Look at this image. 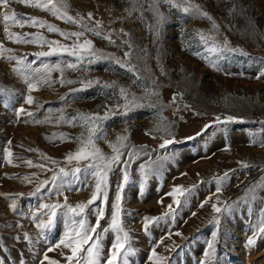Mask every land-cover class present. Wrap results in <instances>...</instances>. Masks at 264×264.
Wrapping results in <instances>:
<instances>
[{"label":"rangeland","instance_id":"obj_1","mask_svg":"<svg viewBox=\"0 0 264 264\" xmlns=\"http://www.w3.org/2000/svg\"><path fill=\"white\" fill-rule=\"evenodd\" d=\"M194 2L202 5L220 26L218 40L222 42L227 37L230 45L241 49L245 55L225 53L224 58L218 60L219 70L211 67L208 62L193 54L204 52L198 37L194 34L209 33L211 23L207 19L185 16L176 9L170 10L165 4H160L159 8L168 19L157 43L152 42V33L148 28V25L155 23L153 14L147 11L149 0H141L143 22L139 19V11L133 12L131 16L125 11L131 6L128 0H58V6L68 16L77 20L83 17L88 27H93L94 22L99 21L103 33H114L112 39L116 40L117 45H120L121 40L131 39L135 50L130 63L138 65L140 69L147 65L151 70V73L141 72V75L150 77L144 83L150 86L151 78L158 81L159 97H152L153 102L158 99L160 105H169L173 93H183L182 99L177 98L180 105L178 112L175 111L176 105L165 107L159 115L160 105L155 109L144 107L130 112L127 116L117 114L104 123L108 141H115L117 134H125L124 129L127 127L130 129L126 133L130 144L143 146L152 154V160L157 156H164L167 152L175 153L174 159L164 163L162 173L159 176H150L142 190L138 169L140 164L148 161V156H141L131 166L132 183H129L123 192L125 212L122 215L123 226L130 232V243L136 250L134 255L128 257L129 264H150L148 256L152 247L157 244L155 248L157 254L167 258L162 264H198L203 258L206 242L211 239L212 231L216 230L215 225L210 222L218 215L211 207L212 203L217 201L220 207L226 205L234 207L230 214L221 217L216 264H264V238L259 239L254 247H245L247 238L252 235L250 226L258 223L261 209H264V190L257 189V199L254 203L241 199L247 189L252 188L264 177V148L249 143L253 133H258L260 138L264 139V131H261L264 128V77L256 78L260 69L264 67V0H194ZM233 5L236 6L237 12L229 14V9ZM4 12L9 15L15 12L19 18L36 17L64 33L82 30L75 23L58 19L49 11L26 6L20 0H9L7 5H0V13ZM89 12L92 13L93 20L87 19ZM7 24L10 32L21 36L28 34L27 39L42 36L48 41H58L61 45L69 46L76 39L75 37L65 39L57 32H49L47 27L28 24L20 26L11 20ZM4 28L5 21L0 15V45L12 50L4 56L26 57L27 61H35L32 65L34 68L61 62V66L65 67L64 79L85 82L99 80L102 83L117 81L137 97L144 95L143 89L138 84H133L131 73L108 60L91 65L85 62L82 68L73 71L67 69L66 64L69 61L76 62L75 57L57 52L52 56L37 59V53L50 51L48 44L40 46L32 43H15L6 38ZM182 28L189 37L190 46L181 38ZM121 29L130 36H124ZM85 38L91 40L94 47L101 49L105 54L125 59L127 45L113 46L107 40L90 32L85 33L80 39L83 41ZM141 49H146L147 55ZM4 56H0V88L13 90L15 96L7 108L3 103L6 97L0 96V258H3L5 264H19L23 254L26 264H40L49 244L54 245L65 232L66 218L58 215L46 238H40L38 229L32 222L31 211L38 208L41 202L63 204L65 196L67 203L72 206L78 202H86L94 185V180L89 178L88 186L83 187V190H66L68 183H71L73 188L82 187L69 175L63 178L66 186L64 195H49L47 192L48 188L53 187L51 177L57 174L60 168L71 172L73 168L77 166L83 168L89 163V161H81L79 164L75 161L71 164L66 162L65 156L77 149L75 137L84 129L67 123L57 124L59 110L63 109L64 115L68 117L78 112H99L103 115L105 111L103 105L114 106L116 103L123 104L124 101L119 98L118 89L114 93L111 89H104L95 84L87 88H83L81 83L61 85L59 71L51 73L52 80L56 81L52 87L44 86L28 93L24 81L12 71L16 60L9 61ZM157 57L165 75H161ZM81 88L82 91L70 92L71 89ZM29 94L34 98L31 105L24 101V96ZM66 94L65 102L61 97ZM147 102L142 101L145 104ZM184 105L190 107L184 108ZM21 106L27 112L35 113V116L17 117L14 109ZM159 116L172 124V136H165L163 132L154 130ZM227 116L240 119L226 124L215 123L217 117L223 120ZM46 117L50 118L49 123L31 122L36 119L44 121ZM205 125L211 127L202 132ZM149 131L151 134H146ZM54 133L57 134L56 137L53 136ZM60 133L66 134L70 139L61 142ZM189 137L192 139H187ZM164 138H174L176 143L161 149L159 145L163 143ZM226 145L229 150H225ZM97 146L104 154H112V149L105 140H98ZM6 148L12 153L11 163L4 158ZM126 155L125 152L124 158ZM52 160L57 163H51ZM26 161H32L33 165H45L46 170L29 166ZM239 162L253 166L245 168ZM226 172L229 173V179L221 186V191L216 193L215 180ZM24 177L31 179L24 180ZM79 178L83 181L84 175L80 174ZM120 179L121 172L119 166H116L109 177L107 202L102 205L98 199L86 212L88 223L95 225L94 209L104 207L105 217L100 221L99 229L101 232L109 225L112 202ZM44 181L49 183L40 192H36ZM174 185L183 186L185 189L193 186L195 188L187 201L177 195L182 203L176 205L173 203V197L166 195L171 192ZM34 192L36 195H31ZM206 198H210L208 203L200 207ZM13 200L17 212H13L9 207ZM161 200L162 203L159 202ZM169 205H172L174 214L164 215L169 212ZM58 211L62 213L67 210ZM71 215L69 213V216ZM161 216L164 218L149 224L148 232L145 233L144 217ZM74 219L79 220L80 217ZM18 221L22 228L16 227ZM23 232H27L35 242V256L29 251L31 245L23 239ZM177 232L182 235H176ZM17 235L21 238L14 240L13 237ZM103 236L102 262L108 256V249L115 234L108 231L103 233ZM47 255L58 261V264H68L66 256L71 255V251L61 246V249H54ZM44 264H47V261H44Z\"/></svg>","mask_w":264,"mask_h":264},{"label":"snow or ice","instance_id":"obj_2","mask_svg":"<svg viewBox=\"0 0 264 264\" xmlns=\"http://www.w3.org/2000/svg\"><path fill=\"white\" fill-rule=\"evenodd\" d=\"M9 0H0V5H7ZM21 3H24L26 6L40 8L41 10H46L52 13V15L56 16L58 19H65L66 22H72L77 24L82 30L64 33L60 31V29L56 28L54 25L46 24L45 21L39 20L36 17H26L19 18L18 14L12 12L9 15L7 12L0 13L3 16V20L5 21V36L7 39L12 40L15 43H32L37 45L48 44L50 47V51L48 52H39L36 54L37 59L40 57L52 56L53 54L59 53H67L68 56L75 57L76 62H67L66 68L76 71L84 66V63L91 65L93 63L100 62L102 60H108L111 63L118 65L119 68L124 69L126 72L131 73L133 76V84H138L139 87L143 89L144 95L141 97H137L134 93H130L127 87L121 86L117 81L109 82H101L99 80L95 81H73L69 79H64L63 73L65 71V67L61 66V62H57L54 65L43 64L41 67H32L35 61H27L26 57H15V56H4L5 53L11 52V49H6L3 45H0V56H4L5 59L11 61L13 59L16 60V65L13 67L12 71L16 73L26 84L27 92L31 93L33 91L39 90L40 87L48 86L52 87L56 81L52 80L51 73L53 71H59L61 74V78L59 83L61 85L65 84H73V83H81L83 88L91 87L93 84L99 85L104 89H111L114 93L118 89L119 98L123 99L124 103H116L114 106H109L107 104L102 107L105 109L104 114L100 115L97 113H81L78 112L76 115L68 117L64 115V110L60 109V115L58 116L56 123H67L70 126L76 127L80 126L84 129L83 132L77 137H75L77 143V149L75 152H69L65 156V160L67 163L71 164L75 161L79 164L81 161H89L83 168L77 166L71 170V172L66 171L65 168H60L57 174H54L51 177V182L53 184L52 188H48L47 192L49 195L55 194L57 196L64 195V191L66 189L65 183L63 182L64 177H68L71 175L77 183H80L82 187L73 188L71 183H68L66 190H74L81 191L83 187L88 186V179L92 178L94 180L93 190L91 192L90 198L86 202H78L75 206L69 205L67 203V197H64V203L61 204L59 202L54 203H44L41 202L38 205V208L31 211V219L38 229V236L40 238H46L47 232L51 231L53 224L55 223L58 215H63L65 219V232L60 237V239L55 242L54 245L51 243L49 247L44 252L43 259L40 260V264H44V261H47V264H58V261L51 259L48 257L47 253L52 252L54 249L67 248L71 251V255L66 256V260L68 264H129L128 257L135 254V249L131 246V236L130 232L127 231L123 226L122 215L125 212L123 207L124 197L123 192L125 187L132 183L130 169L133 163L140 159L141 156H148V161L140 164L138 172L140 173V185L141 190L143 189L144 184L147 182L150 176H159L162 173L164 163L166 161L172 160L175 157L174 152H167L164 156H157L155 160H152L151 153L147 152L143 146L137 147L135 145H131L129 142V137L126 133L130 131L129 128L124 129L125 134H117L115 141H108L106 135V129L104 127V123L115 115L119 114L121 116H127L130 112L135 111L140 108H157L160 105V101L157 99L155 102L152 101V97H159V84L158 81L154 78H151L150 86L147 83H144L150 77H145L141 75L142 71H146L151 73V70L147 68L145 65L144 69H140L138 65L130 63L131 57L134 54L135 45L131 41V39L121 40L120 45L116 44V40L112 39L114 33L108 32L103 33L102 26L99 21L94 22L93 27H88L87 23L84 22V18L81 17L79 20L68 16L65 11H62L58 6V0H20ZM128 3L131 5L126 8L125 11L128 12L129 16L132 15L133 12L139 11L141 21L144 20L143 15V6L141 4V0H128ZM165 4L169 6V9H176L178 12L184 14L185 16L199 19H207L211 23V28L209 33L197 32L194 35L198 37L200 44L202 45L204 52H194L193 54L198 56L200 59L208 62L211 67L219 70L218 60L224 58L225 53H239L245 55L241 49L233 48L230 45L227 37L223 39V41L218 40V36L220 34V26L216 23L215 19L203 9V6L195 3L194 0H149L147 11H150L153 14L155 19L154 24L148 25L149 31L152 33V42L157 43L162 36V29L165 23L167 22L168 17L160 11L159 5ZM140 5V7H138ZM66 7V5H65ZM237 12V8L235 5L231 9H229V14ZM240 14H243L240 12ZM88 20H93L92 13L89 12L87 14ZM12 21L17 25L23 26L28 24L29 26H39L41 28L47 27L49 32H57L65 39H71L75 37V41L72 45H61L58 41H48L44 39L42 36H34L32 39H27L28 34H24L23 36L18 35L16 33H12L9 31V27L7 22ZM124 36H130L129 33L124 32L123 29L120 30ZM92 33L96 37L107 40L109 44L113 46H124L127 45L128 51H125L124 57L125 59L121 60L120 58L115 57L112 54H105L101 49H97L94 47L93 42L89 39H83L81 41V37L85 36V33ZM181 38L182 40L189 44L190 40L188 35L185 33L184 29H181ZM159 50V49H158ZM147 55L146 49H141ZM158 66L161 67V75H165L163 72L162 66L159 64V57H157ZM242 75V74H241ZM264 77V67H262L257 75V79ZM81 89H71L70 92H78L82 91ZM0 96L6 97L3 100L4 106L7 108L10 105V102L15 96V93L11 89H3L0 88ZM183 98V93H173L172 99L169 102V105H160L158 109L159 112H162L165 107H169L172 105H176L175 111H180V105L178 104V99ZM67 94L61 97V100L66 102ZM147 100L148 102L142 103V101ZM25 103L31 105L34 103L33 96L25 95L24 96ZM190 106L184 105V108H189ZM17 117L21 115H27L28 117H34L35 113L27 112L22 106L14 109ZM175 114V113H174ZM182 118V117H181ZM240 118L227 116L223 120L220 117L216 118L215 123L226 124L228 122L236 121ZM28 122V121H26ZM36 124L41 123H49L50 118L46 117L44 121L41 120H33ZM211 125H205L202 132L207 130ZM172 124L166 122L165 118L159 116V119L154 128L155 131L163 132L165 136H172L173 133L171 131ZM219 131H226V129H218ZM264 131V128L261 129ZM146 134H151V131L146 132ZM200 135V133H197ZM54 137L57 134H53ZM59 139L61 142L70 139L66 134L60 133ZM105 140L108 143L109 147L112 149L111 155L104 154L101 149L97 146L98 140ZM187 139H192L189 137ZM51 142V141H50ZM10 143V141H9ZM176 141L173 139L164 138L163 143L159 145L161 149H166L169 145H173ZM250 144L259 145L264 148V139H261L258 133H253L250 136ZM225 150H229L227 145ZM4 158L11 163L10 157L12 153L6 148ZM35 151V150H33ZM125 152L127 153L126 158ZM45 159H48L45 157ZM29 166H37L46 170L45 165H33L32 161H26ZM51 163L56 164L55 160H52ZM243 167L248 168L253 165L248 164L246 162H239ZM119 166V170L121 172L120 182L117 184V190L112 202V214L109 225L107 228H103L102 232L99 231L101 225L100 221L105 217V209L103 206L94 209L96 213V224L90 225L87 221L86 212L90 205L94 204L98 199L101 200V204L107 202L108 199V188H109V177L110 174L115 170V167ZM80 174L84 175V180H80ZM24 180H29L30 177H24ZM229 179V173H224L222 177H218L215 180L216 183V193L221 191V186ZM49 182L44 181L41 183L40 187L36 189V192H40L41 189L45 188ZM193 188L185 189L183 186L174 185L171 192L166 195H170L173 197V203L176 205H180L182 203L181 199L177 198L183 197L184 201H187L188 197L191 195ZM257 189L264 190V177L261 178L260 181L256 183L252 188L246 190V194L242 197V200L250 201L254 203L257 199ZM36 192L31 195H36ZM250 194V195H249ZM7 198V197H6ZM210 198H206L205 201L201 202L200 207H204ZM162 203V200L159 201ZM219 201L217 203H212L211 207L213 212L218 214L213 217L210 223L215 225L216 230L212 231L211 239L206 242V248L203 253V258L198 262V264H216L217 260V245L219 243V234L221 231V217L230 214L233 210L234 205H226L223 207L218 206ZM10 209L13 212H17V206L15 200L9 205ZM60 209H66L67 211L59 212ZM169 212L164 215L174 214V210L172 209V205L168 206ZM69 213L72 215L69 216ZM23 218V214H20ZM195 215V213H193ZM47 217V219H44ZM74 217H80L79 220L74 219ZM164 217H144V231L148 232L149 224L158 221L159 219H163ZM71 221V223H69ZM10 227V225H7ZM17 228H22L23 226L19 223L16 224ZM252 227V235L249 236L245 242V247H254L257 244L259 239L264 238V209H261L260 219L258 223ZM108 231H112L115 234V238L108 249V256L106 260L102 262L104 245H103V233H107ZM176 235H182L177 232ZM23 239L31 245L29 251L33 253L35 256V242L32 240L30 235L27 232H23ZM21 237L19 235L14 236V240H19ZM38 242V241H37ZM87 247L85 248V246ZM157 245L152 247V250L148 256V261L150 264H162V261L166 260V257H163L157 254L155 248ZM7 251V249H5ZM84 253V255H81ZM61 255L63 252L61 251ZM0 264H5L3 258H0ZM19 264H26L23 254H21V258Z\"/></svg>","mask_w":264,"mask_h":264}]
</instances>
